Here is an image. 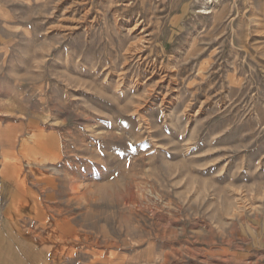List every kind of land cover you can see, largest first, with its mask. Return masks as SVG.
I'll return each instance as SVG.
<instances>
[{
  "label": "rangeland",
  "instance_id": "obj_1",
  "mask_svg": "<svg viewBox=\"0 0 264 264\" xmlns=\"http://www.w3.org/2000/svg\"><path fill=\"white\" fill-rule=\"evenodd\" d=\"M0 264H264V0H0Z\"/></svg>",
  "mask_w": 264,
  "mask_h": 264
},
{
  "label": "crops",
  "instance_id": "obj_2",
  "mask_svg": "<svg viewBox=\"0 0 264 264\" xmlns=\"http://www.w3.org/2000/svg\"><path fill=\"white\" fill-rule=\"evenodd\" d=\"M36 217V216H35ZM30 220H34V217H30L29 218ZM6 221H8V219H5ZM16 225V226H15ZM4 228H2L3 229V233L6 235V234H8V233H10V234H12L13 232L15 233V234H18V225L17 224H14V226L11 224V223H9V221H8V223L7 224H5L4 226H3ZM14 227V228H13ZM15 241V240H14ZM15 243H16V245H17V247H19V249H18V251L19 252H22V251H26L27 249H21V246H22V244H21V240H17V241H15Z\"/></svg>",
  "mask_w": 264,
  "mask_h": 264
},
{
  "label": "bare ground",
  "instance_id": "obj_3",
  "mask_svg": "<svg viewBox=\"0 0 264 264\" xmlns=\"http://www.w3.org/2000/svg\"><path fill=\"white\" fill-rule=\"evenodd\" d=\"M13 188V187H12ZM6 216H8V213L7 214H5V216L4 217H6ZM25 217V216H24ZM29 218L30 217H35V215L34 214H29V216H28ZM11 220H13V218L12 217H9L8 216V221L10 222ZM30 220V219H29ZM15 223V222H14ZM16 226V225H15ZM14 228V227H13ZM18 234H19V232H18ZM24 237V236H23ZM27 239V238H26ZM29 242V241H28ZM24 244V243H23ZM30 245V244H29ZM24 246V245H23ZM31 246V245H30ZM33 246V245H32ZM31 246V247H32ZM26 247H27V245H26Z\"/></svg>",
  "mask_w": 264,
  "mask_h": 264
}]
</instances>
